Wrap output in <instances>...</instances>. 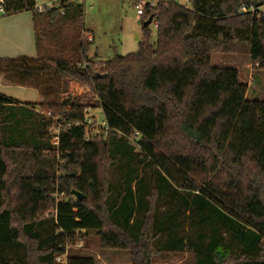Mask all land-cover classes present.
I'll return each mask as SVG.
<instances>
[{
    "label": "trees",
    "instance_id": "1",
    "mask_svg": "<svg viewBox=\"0 0 264 264\" xmlns=\"http://www.w3.org/2000/svg\"><path fill=\"white\" fill-rule=\"evenodd\" d=\"M1 1L2 15L30 10L48 29L35 27L36 57L0 58V76L44 97L0 94V264H98L57 260L90 233L133 264L163 251L190 252L193 264H264V99L247 97L236 67L211 63L246 54L264 70V0L161 1L141 16L138 51L104 63L90 56L79 1L42 12L35 0ZM97 107L105 127L92 134Z\"/></svg>",
    "mask_w": 264,
    "mask_h": 264
},
{
    "label": "rangeland",
    "instance_id": "2",
    "mask_svg": "<svg viewBox=\"0 0 264 264\" xmlns=\"http://www.w3.org/2000/svg\"><path fill=\"white\" fill-rule=\"evenodd\" d=\"M79 2L82 3L85 10L83 22L87 31L83 33V38L89 41L92 38L90 56L95 61L104 63L117 56H125L138 51L144 37V30L143 20L137 14V0H79ZM176 2L185 7L191 6L190 0H176ZM27 12L32 14L30 10ZM36 26L39 32L48 29L44 19L39 20ZM149 30L151 42L156 43L157 27L150 24ZM75 34L71 25H67L63 30L64 38L72 39ZM42 45L45 49L47 48V51L51 53L54 51L52 38L46 37ZM33 48L36 49L35 45ZM35 52L37 55V50ZM9 56L14 55L10 54ZM211 63L214 66L236 67L240 71L242 80L248 83L247 97L249 99H264V70L254 68L248 55L214 53ZM50 83L55 86L58 82L51 80ZM22 97L30 99V103L35 102L27 96ZM52 98H56V96ZM92 99L95 100L94 97ZM87 118L90 119L88 127L90 133L94 134L105 127L102 108H90ZM57 158L59 159V156ZM62 171L59 172L62 173ZM65 254L67 256H92L98 264H133L132 256L127 250L102 246L100 238L95 233H90L86 239H76L74 243L66 247ZM66 258L64 256L61 261H65ZM152 258L153 264H193L190 252L163 251L156 253Z\"/></svg>",
    "mask_w": 264,
    "mask_h": 264
},
{
    "label": "crops",
    "instance_id": "3",
    "mask_svg": "<svg viewBox=\"0 0 264 264\" xmlns=\"http://www.w3.org/2000/svg\"><path fill=\"white\" fill-rule=\"evenodd\" d=\"M35 27L33 14L27 11L0 16V58L36 57L37 49L33 48ZM14 49L17 51L14 52ZM10 54L14 56H9ZM0 94L21 103H30V99H24L22 96H27L38 103L44 100L39 89L10 83L4 75L0 76Z\"/></svg>",
    "mask_w": 264,
    "mask_h": 264
},
{
    "label": "built area",
    "instance_id": "4",
    "mask_svg": "<svg viewBox=\"0 0 264 264\" xmlns=\"http://www.w3.org/2000/svg\"><path fill=\"white\" fill-rule=\"evenodd\" d=\"M62 1L63 0H44V1L43 0H35V8L40 12H42L44 10H51L54 8H60ZM69 1H79V0H69ZM161 1H168V0H137V14L141 17L145 13L147 7L154 8ZM1 4H2V1L0 2V15L5 14V10L3 9ZM243 10H246V9L243 8ZM150 24H154V26L157 27L158 26L157 19L153 17ZM91 40H92V38H91ZM48 115H50V113ZM89 125H90V119L88 120V127H89ZM61 128H62V124L59 122L54 123L53 126L50 128V131L52 133L51 142L55 146H58V144H59ZM106 130H107V127H106ZM64 256L67 257V254H65L61 257H58L57 260L61 261Z\"/></svg>",
    "mask_w": 264,
    "mask_h": 264
},
{
    "label": "water",
    "instance_id": "5",
    "mask_svg": "<svg viewBox=\"0 0 264 264\" xmlns=\"http://www.w3.org/2000/svg\"><path fill=\"white\" fill-rule=\"evenodd\" d=\"M152 18H153V16L149 17V19L145 22L144 25H145V26H148V25L151 23ZM73 194H74L79 200L83 199V197H84L82 193H80V192H78V191H76V190H73Z\"/></svg>",
    "mask_w": 264,
    "mask_h": 264
}]
</instances>
